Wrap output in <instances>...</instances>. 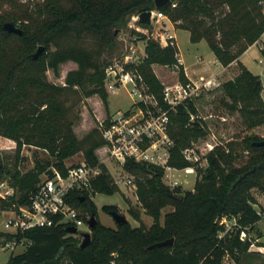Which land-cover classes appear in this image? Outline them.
<instances>
[{
    "label": "trees",
    "instance_id": "obj_1",
    "mask_svg": "<svg viewBox=\"0 0 264 264\" xmlns=\"http://www.w3.org/2000/svg\"><path fill=\"white\" fill-rule=\"evenodd\" d=\"M0 2L11 3V8L0 14V134L17 142V154L27 144L49 152L55 159L45 164L37 162L34 170L24 174L16 171L14 185L24 191L18 199L12 197L2 206L26 202L42 173L52 174V166L66 173V160L83 152L85 160L99 165L102 171L92 182V192H75L72 203L84 214H97L91 195L114 194L119 187L98 158L97 149L105 145L99 129L95 127L79 138L66 101L69 92L78 95L77 101L98 94L109 109L105 87L109 61L100 60L101 50L77 43L63 46L59 40L92 35L102 44L111 45L115 38L113 29L124 25L128 14L155 9V0H44L35 9L18 0ZM157 9L172 21H181L180 26L190 31L193 43L205 39L223 66L240 64L238 75L222 84L226 95L222 103L229 110L238 111L248 128L263 125L261 77L239 58L264 30V0H169ZM5 17L23 32L4 29ZM40 45L45 49L34 58ZM145 50L146 56L138 65L127 67L137 69L163 108L168 109L164 85L153 65H175L178 50L170 44L161 47L152 39H148ZM68 61L78 67L67 72L65 83L49 81L47 71L52 69L58 75L60 64ZM179 74L183 82L188 81L183 66L179 67ZM191 114H195L194 120ZM198 114L194 101L170 111L169 133L174 145L168 166L182 169L195 165L185 158L183 150L209 133ZM260 140L264 137L254 135L215 145L206 155L207 166L197 167L194 189L184 191L182 199L176 197L182 194L180 187L171 188L164 183L165 166L129 159L125 168L136 176L137 195L154 219L150 227L132 226L128 220L116 227L98 221L86 247L80 246L82 239L69 233L66 224L34 227L18 234L31 244L11 254L7 264H225L226 254L239 264L241 255L252 245L250 238H241V232L250 233L262 219L258 207L264 213L253 193L254 189L264 192V145L255 143ZM244 156L245 162L237 164ZM6 172L0 159V179ZM169 204L174 209L162 223V209ZM103 209L110 213L116 206L104 205ZM130 212L140 219L138 211ZM223 216L236 218L237 224L221 236L224 228L219 220ZM0 236L13 237L4 231H0ZM169 238H174L172 244L151 247Z\"/></svg>",
    "mask_w": 264,
    "mask_h": 264
},
{
    "label": "rangeland",
    "instance_id": "obj_2",
    "mask_svg": "<svg viewBox=\"0 0 264 264\" xmlns=\"http://www.w3.org/2000/svg\"><path fill=\"white\" fill-rule=\"evenodd\" d=\"M43 1L44 0H26L23 3H26L32 9H35L36 5L42 3ZM64 4L67 6V3L64 2ZM10 8V2H0V14H2V12H7V10ZM157 8L158 7L155 9ZM138 15L139 13L137 12L128 14L125 19L126 23L121 27H116L115 30L113 29L115 38L111 45L102 44L101 39L95 38L92 35H82L81 37H76L75 35L70 37L65 36L59 41L63 46L77 43L85 45L86 47L95 51L101 50L102 54L100 56V60H106L109 61V63H112L115 59H121L124 54L130 53L133 48L137 50L140 58L145 57V49L148 39H152L160 44L161 47H165L169 45L167 35L173 34L175 35V40L177 42L175 47L179 53L182 54L185 63L182 65L178 64V62L175 65H153V71L158 76L164 87L167 84L174 83L175 81H182L179 74L180 66L184 67L185 73L186 66L188 68V72L191 74L194 80H200L202 76L208 79L216 74L222 84L225 81L230 80V78H235L240 72V64L234 63L228 68V70L224 71L223 74H219L218 72L222 70L223 66L222 64L215 62V55L208 42L203 39L198 43H193L190 39V31L180 26L181 21L174 22L170 18L160 20L155 19L152 20L150 24H147L148 27H146L143 23L139 22ZM6 19L9 21L8 18ZM135 32L145 34L146 37H143L142 35H139ZM260 58V52L255 46H252L245 52V54H243L241 60L253 73L258 74L264 67V64H260L258 62ZM204 66H210L215 73L210 70H204ZM77 67V63L72 61L62 63L59 66V74L57 75L52 69H49L47 71V78L49 81L55 84L62 85L65 83L67 72ZM222 84L215 89L204 92L203 95L197 98L195 101L198 108V113L206 118V120L203 118L201 121L206 122L205 124H207L209 130V133L205 138H201L198 142H195L196 146L200 148L199 152H201V159L194 166L195 171L193 173L186 174L184 170H170V172L174 174L175 177H177L181 182V184L176 187L181 188L182 196L184 191L194 189L197 178V167L200 166L205 168L207 166L206 155L211 151V149H209V144H213L215 146L217 144H223L231 140L242 139L246 136L258 135L260 137H264V124L254 128H248L238 111H231L223 105L222 99L225 98L226 95L223 92ZM129 88L130 85H126L116 93H110L107 91L109 109H106L101 97L98 94L91 96V99L88 97L83 98L81 101H77L78 95H76L75 92L67 93L68 97L66 106L68 108V115L70 118L75 120V132L77 136L79 138H83L91 129L97 127L99 119L96 115L104 117L107 115V113L112 112L113 110L115 111L118 108L128 107L131 103V98L128 93ZM262 94L264 95V88ZM97 135L101 138L99 134ZM97 154L99 160L104 163L107 168L112 167L113 170V166L116 164L115 162L106 160V147H102V149L99 150ZM246 158L247 157L244 156L237 161V164H242L245 162ZM0 159L3 162L5 170L7 171L0 181L7 182L10 187L15 189L16 198H19L24 191L14 185L13 176L16 171H20L22 174H24L30 170H34L37 162L45 164L47 161H55L54 157L49 152L27 144L24 145L19 154H17V142L14 139L5 137L1 134ZM84 159L85 156L83 152H79L68 158L66 160V164H78ZM167 172L168 169H165L162 179L165 184L170 186L171 181L166 175ZM45 173L46 172L40 175V180L45 176ZM133 177L136 180V176L133 175ZM253 193L261 206L264 208V204L262 203L264 192L254 189ZM91 198L97 205L98 213L96 214V217L98 221L107 226L116 227L117 224L113 216L110 213L104 211V205L116 206V210L125 215L132 226L144 224L146 227H150L154 222V219L146 212V209L140 201L137 195V188L123 186L119 187V191L114 194L97 192L92 194ZM11 199L12 197L8 199L0 197V231L7 230L4 225L6 219V212L4 210L5 208H8V206H11L10 204L3 207L2 204L4 201H11ZM131 209H134L140 213L139 220L131 214ZM173 209L174 206L172 204H169L162 209L160 220L162 223L164 222L165 215ZM87 230H89L87 225L80 226L81 232ZM225 231L226 230L224 228L220 235H223ZM246 235L251 239L252 245L248 252L241 255L239 264H264V215L262 219L255 224L253 230L250 233L246 232ZM78 238L81 239L82 237L78 236ZM22 249L21 251L24 250ZM10 254L11 253L9 251L0 252V264H7ZM224 263L237 264L229 254L224 256Z\"/></svg>",
    "mask_w": 264,
    "mask_h": 264
},
{
    "label": "built area",
    "instance_id": "obj_3",
    "mask_svg": "<svg viewBox=\"0 0 264 264\" xmlns=\"http://www.w3.org/2000/svg\"><path fill=\"white\" fill-rule=\"evenodd\" d=\"M25 1L22 0V2ZM151 12V22L155 19H169L167 14L158 9H153ZM167 40L170 45L177 44L173 34H168ZM252 46H255L261 54L258 62L264 64V30L250 47ZM139 56L137 50L133 48L121 59H115L108 64L105 77L106 90L116 93L123 86L130 85L128 93L131 103L126 108H118L100 118L97 128L105 141L106 160L116 164L113 166L114 171L112 167L108 169L118 187L137 188L133 175L125 168L127 160L132 159L140 163L165 166V169H168L166 175L171 181L170 187L174 188L181 182L170 170H184L186 174L193 173L194 166L201 159V152H199L200 148L193 143L186 147L183 153L185 158L195 165L182 169L167 165L171 147L174 145V140L169 133L170 111H176L178 105L187 101L195 102L204 92L221 86L222 82L214 75L208 79L202 76L200 80L189 79L187 82L175 81L167 84L163 94L169 108L165 109L150 91L137 69L127 67V65H138L144 59ZM176 58L178 64L185 63L179 51L176 53ZM259 75L264 88V67ZM262 96L264 100V95ZM194 116L191 114V120L195 119ZM198 117L206 120L200 113ZM209 147L212 150L215 146L209 144ZM49 170L52 174L45 173L37 184V188L29 193L26 202H13L11 206L5 208L4 225L7 230L4 232L13 237L0 236V252L9 251L11 254H16L21 252L22 248L26 249L31 241L20 238L18 234L34 227L58 224L75 226L77 227L75 235L83 238L84 231H80V226L89 227L88 220L91 215L84 214L76 208L72 203V196L75 192L81 194L87 190L92 192V182L102 169L99 165H92L84 159L81 163L67 165L66 173H62L54 166ZM15 192V189L7 182L0 181V197L5 199L15 197ZM262 203L264 204V198ZM258 213L264 215L260 207H258ZM219 222L225 228V233L233 230L237 224L236 218L227 216L221 217ZM246 237V231L242 230L241 238L246 239Z\"/></svg>",
    "mask_w": 264,
    "mask_h": 264
},
{
    "label": "water",
    "instance_id": "obj_4",
    "mask_svg": "<svg viewBox=\"0 0 264 264\" xmlns=\"http://www.w3.org/2000/svg\"><path fill=\"white\" fill-rule=\"evenodd\" d=\"M168 2H169V0H155V6L160 8V7L165 6ZM151 13H152L151 10H144L141 13H139V15H138L139 16V22L143 23V24H150L151 23ZM3 27L8 32H16L18 34H21L23 32V29L20 28L15 23H13L12 21L5 22ZM44 49H45V46L40 45L38 47L37 51L33 55L34 58H37L43 52ZM255 143L258 145H264V140L256 141ZM176 197L178 199H182V194H178ZM110 214L113 216L116 224H121V223H124L128 220L125 215L121 214L117 210H111ZM97 223H98V219L96 217V214L92 213L89 220H88L89 230L83 232V238H82L81 243H80L81 247H86L91 243V241H92V229L97 225ZM67 230L71 234L77 233V227H75V226H69ZM173 242H174V238H169L167 240L158 242V243L152 245L151 247H153V246H164V245L172 244Z\"/></svg>",
    "mask_w": 264,
    "mask_h": 264
},
{
    "label": "crops",
    "instance_id": "obj_5",
    "mask_svg": "<svg viewBox=\"0 0 264 264\" xmlns=\"http://www.w3.org/2000/svg\"><path fill=\"white\" fill-rule=\"evenodd\" d=\"M243 54H245V53H243ZM243 54L240 56V58H239V60L246 66V64L241 60V58H242V56H243ZM73 62V61H72ZM215 62L216 63H220L218 60H217V58L215 57ZM234 63H238V62H233V63H231L230 65H228V66H223V68H222V70H220L218 73L219 74H223V72L224 71H226V70H228V68L232 65V64H234ZM221 64V63H220ZM248 69H249V67L248 66H246ZM185 68H186V75H187V77L189 78V79H194L192 76H191V74L188 72V68L185 66ZM204 68V70H207V71H212V72H214L213 71V69H211V67L210 66H204L203 67ZM250 70V69H249ZM215 73V72H214ZM255 74V73H254ZM260 73H258V75H259ZM216 75V74H215ZM231 79V78H230ZM90 99L92 98V97H89ZM97 116V118L98 119H100V118H102V116H98V115H96ZM102 149V146L101 147H99L98 149H97V152L99 151V150H101Z\"/></svg>",
    "mask_w": 264,
    "mask_h": 264
}]
</instances>
